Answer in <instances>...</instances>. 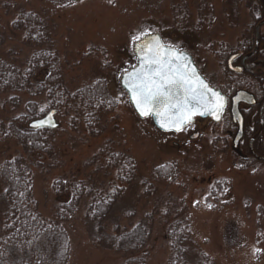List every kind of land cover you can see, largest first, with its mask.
I'll return each mask as SVG.
<instances>
[{
  "label": "rangeland",
  "instance_id": "374dc122",
  "mask_svg": "<svg viewBox=\"0 0 264 264\" xmlns=\"http://www.w3.org/2000/svg\"><path fill=\"white\" fill-rule=\"evenodd\" d=\"M200 1L81 0L64 7L51 0H0L1 60L21 65L31 55L32 48L24 44L23 33L13 32L11 23L18 10L33 12L48 26L65 89L74 92L103 80L115 101V108L101 117L104 131L99 138L88 136L80 120L72 125L73 115L56 113L57 129L49 134L50 156L26 153L15 139L0 131V165L18 156L26 161L37 210L45 220H54L55 207L68 202L70 196H57L52 182L60 178L101 179L94 174L96 166L87 165L93 164L101 148L109 144L130 155L137 166L130 185L115 183L123 192L112 221H120L123 227L142 222L149 228L146 264H166L169 258L162 236L165 223L159 215L166 210L167 218L178 214L189 225L195 251L211 264H264V167L241 169L242 163L239 165V158L230 150L222 125L212 121L198 120L184 134L159 132L150 119L134 113L119 83L120 75L135 66L134 37L149 32L158 33L167 46L186 50L212 86H230L226 92H233L238 83H230L222 50L228 47V56L243 42L251 20L246 1L233 19L227 0H206L212 13H207L201 24L196 11ZM182 6L186 17L173 12V8ZM45 74L41 72L39 78ZM12 96L19 97L17 106L9 103ZM29 102H35L38 111L48 107L44 96L0 94V124L23 115ZM193 132L198 137L191 142ZM172 163L176 166L172 179L154 178L152 172ZM142 180L151 185L148 195ZM219 182L227 184L224 197H211L210 188ZM3 191L0 181V225L5 211ZM63 223L69 240L68 264H121L122 256L103 241L98 242L99 235L81 210ZM105 232V237L110 235V228Z\"/></svg>",
  "mask_w": 264,
  "mask_h": 264
},
{
  "label": "trees",
  "instance_id": "16d2710c",
  "mask_svg": "<svg viewBox=\"0 0 264 264\" xmlns=\"http://www.w3.org/2000/svg\"><path fill=\"white\" fill-rule=\"evenodd\" d=\"M80 1L51 0L64 7ZM227 1L228 5L233 7L234 15L237 14L241 0ZM251 2L258 3L263 13L260 0ZM197 10L200 24L207 13L212 12L206 0L199 2ZM15 15L11 30L23 33L24 44L32 48V53L23 59L21 65L0 59V94L44 96L48 107L46 110L38 111L35 102H29L26 104L25 113L6 125L0 124V131L15 139L26 153L38 152L50 156L52 147L49 134H52V131L32 129L28 125L43 117L49 110H55L56 113L63 112L66 116L73 115L72 125L78 124L80 120L88 136L99 138L104 131L101 117L115 108V101L110 97L105 82L96 80L74 92L67 91L45 21L37 14L23 9L18 10ZM209 16L211 17V14ZM254 23L255 21H252L250 33L233 52L240 50L246 53L250 50L249 46L251 47L254 41L252 32ZM260 38V44L264 46V30ZM227 49L228 47L222 50L223 60L227 58ZM259 58L264 60V50L259 54ZM43 71L46 74L40 79L39 74ZM9 101L13 106H17L19 97L12 96ZM112 148L106 144L93 159V164L87 165L89 168L90 165H95L94 174L100 175L101 179L90 177L85 181L79 179L69 181L60 178L52 182V189L57 196H70L68 202L57 204L55 207L57 217L54 220H45L37 210L31 194V171L26 161L18 156L2 162L0 181L4 186L2 199L5 211L0 225V264H68L69 240L63 222L72 219L79 210L84 213L86 220L99 235L98 242L103 241L107 248L122 256L121 264H146V249L151 238L149 228L142 222L128 227L124 224L123 227L120 221L116 219L112 221L114 207L123 192L115 183L130 185L137 174L136 163L130 155ZM244 150L249 160L239 158V165L242 163L241 169L254 168L257 165L264 167V162H256L250 156L246 145ZM260 151L261 147L255 152L259 156H264ZM152 175L157 180L172 179L176 175V166L173 163L166 164L152 172ZM141 186L147 195L152 191L146 180L141 181ZM226 190L227 184L224 182L215 183L210 188L209 195L224 197ZM159 215L165 223L162 236L169 249L166 264H211L203 254L195 251L189 225L178 214L167 218L166 210ZM146 217L150 219L148 215ZM109 228L110 235L105 237V231Z\"/></svg>",
  "mask_w": 264,
  "mask_h": 264
},
{
  "label": "snow or ice",
  "instance_id": "6c2138e0",
  "mask_svg": "<svg viewBox=\"0 0 264 264\" xmlns=\"http://www.w3.org/2000/svg\"><path fill=\"white\" fill-rule=\"evenodd\" d=\"M140 39L134 37V41ZM139 50L144 53L140 67L128 74L126 87L140 115H154L161 127L176 131L191 124L197 115L221 119L225 98L196 76L183 54L166 48L155 37Z\"/></svg>",
  "mask_w": 264,
  "mask_h": 264
},
{
  "label": "flooded vegetation",
  "instance_id": "af4514ba",
  "mask_svg": "<svg viewBox=\"0 0 264 264\" xmlns=\"http://www.w3.org/2000/svg\"><path fill=\"white\" fill-rule=\"evenodd\" d=\"M244 1H246L245 3V7L247 9V11L249 12V14L251 15V20H250V24L248 25L247 28V32L243 34V38L247 37V35L250 33L251 31V27L252 26V21H255V25L253 28V37H254V41L252 46H249V51L248 52H242L240 50H237L231 54H228L226 61H225V68L229 69V67L227 66L228 60L234 56V55H238L235 59H232L231 61V68H235V67H239L242 68L241 70H226L228 73H230V83H234L237 82L238 86L235 87H231L233 90V92L231 94H228L226 92L227 89H229L230 86H227V88H215L214 86H212L210 84V82H208L207 80H205L202 72H200V70L198 71V69L196 68L194 62V67L196 69V72L199 76H201L205 82L207 83V85L214 89L215 91L219 92L224 98H225V108L223 110V114L221 116V119L219 120V122H214L211 118H206V119H201V118H194L193 122L190 125H187L180 133H171V134H175V135H179V134H184L186 131L190 130V128L193 126V123H196L198 120H208V121H212V123L217 124V125H222L223 127V133L226 134L227 137V141H230L229 143H231L230 146V150L233 153H236L237 157L248 161L249 157L247 156V152H245L244 147L246 145L247 149H248V153L250 154L251 157L254 158V160H256V162L262 163L264 161H260L257 158H264V156H259L255 151L258 149L259 147L262 148V151H260L261 153L264 154V70H261L260 68L264 69V66L262 64H258L255 65L254 67L251 68H244V66H249L252 65L255 62H259V61H264L263 59L259 58V54L264 50V46L262 44H260V37H261V32L264 30V23L263 25H261L260 27H258V45L257 48H255V52L253 53V48L255 47V28L256 26H258L262 21H264V4L261 1V4L263 7V13L262 10L260 9V7H258V3H252L251 0H241L240 3L238 4V7H240L241 5L244 4ZM198 6V5H197ZM237 7V14H238V8ZM173 12L176 15H179L180 17L185 16L186 14L183 13V6L182 7H175L173 8ZM229 9L231 12V16H233V19L235 17H237V14L234 15L233 13V7L230 6L229 4ZM197 13L198 10L196 9ZM212 13V12H211ZM256 13L258 15H256ZM199 15V13H198ZM210 15V14H209ZM199 17V16H198ZM231 19V22H235V20ZM182 21V20H181ZM200 23V20L198 18L197 20ZM161 37V36H160ZM162 39V43L163 38ZM165 46H167L165 43H163ZM169 48L172 49H176L178 53H185L188 54L191 59L192 56L184 49L180 48L177 45H172V46H167ZM253 53L252 55H250L249 57H247L246 59H243L244 61L241 62L240 59L244 58L245 56L249 55ZM135 59V66L137 64V60ZM193 61V59H192ZM191 61V62H192ZM256 69H260V70H256ZM129 70H127L126 72H124L123 74L127 73ZM122 74V75H123ZM260 74V75H258ZM254 86H252V85ZM239 91H244L247 92L248 94L252 95V97L254 98L253 100L255 101L253 104H248L245 102H240L238 104V111L239 114L241 115L242 121H241V135H240V139L238 140L237 146L234 147V138L237 134L238 130V123L235 122V120L232 117V113H231V99L232 97ZM151 120V119H150ZM170 134V133H169ZM170 134V135H171ZM191 136L195 137L194 140L197 139L198 137V133H191V135L189 136V141ZM257 157H255V156Z\"/></svg>",
  "mask_w": 264,
  "mask_h": 264
},
{
  "label": "water",
  "instance_id": "95a60500",
  "mask_svg": "<svg viewBox=\"0 0 264 264\" xmlns=\"http://www.w3.org/2000/svg\"><path fill=\"white\" fill-rule=\"evenodd\" d=\"M262 3L264 4V0H262ZM264 21H262L258 26H256L255 28V47L253 48V53L255 52V48H257V45H258V38H259V35H258V27H260L261 25H263ZM158 38L160 43L162 45H164L162 43V40L160 38V36L158 34H153V35H148V36H145L143 37L141 40H139L138 42H136L134 45H133V48H132V51H133V55L135 56L136 60H137V64H136V67L135 68H132L130 69L126 74L124 75H121V80H120V86L121 88L123 89V91L127 94V97H128V101L134 111V113L139 117V118H151L152 119V123H153V126L161 133H180L187 125H185L181 131H176L174 127H168V128H164V127H161V121L159 118H157L156 116L154 115H150V116H142L140 115L139 113V110L137 109L135 103L132 102L131 100V94L129 93L127 87H126V80L128 78V74L133 72L134 70H137L139 69L140 67V64H141V57L144 55L143 52H141L139 50L140 46L143 45V44H146V43H151L152 42V39L153 38ZM168 48V47H166ZM176 52L177 50L174 49ZM178 53V52H177ZM253 53L245 56L244 58L240 59L241 62H243L244 60L243 59H246L247 57H249L250 55H252ZM178 54H183L184 57H186V62L188 64V67L190 69H195L194 65H193V62L191 57L188 55V54H185V53H178ZM238 55H234L232 56L229 60H228V63H227V66L229 67V71L230 70H241L242 68H239V67H235V68H231V61L232 59H235ZM258 64H262L264 66V61H259V62H255L253 63L252 65H249V66H244V68H251V67H254L255 65H258ZM195 74L196 76H198L202 81L203 78L200 77L197 72H196V69H195ZM205 83V82H204ZM214 90V89H213ZM215 91V90H214ZM217 92V91H216ZM254 98L252 97V95L248 94L247 92H244V91H239L237 92L231 99V113H232V117L233 119L235 120V122L238 123V132L234 138V147L237 146V143H238V140L240 139V135H241V121H242V118H241V115L239 114V111H238V104L242 101V102H245V103H248V104H253L255 101L253 100ZM225 108V107H224ZM54 114H55V111H50L45 117L41 118V119H37L36 121H32L28 127L29 128H32V129H48V130H54L56 129L57 125H56V122L54 121ZM223 112L221 113V116H222ZM195 117H198V118H201V119H205V118H211L214 122H219L217 121L216 119H214L212 116L210 115H205V116H200V115H197V116H194L192 118V122H193V119ZM41 121H44L43 124H40ZM39 125V126H37ZM195 137L191 136L190 140H194ZM255 156V155H254ZM256 157V156H255ZM257 158V157H256ZM258 160L260 161H264V158H257Z\"/></svg>",
  "mask_w": 264,
  "mask_h": 264
}]
</instances>
